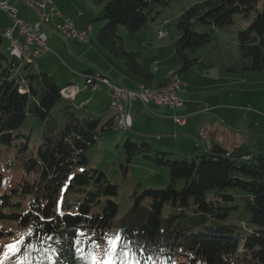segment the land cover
Wrapping results in <instances>:
<instances>
[{
    "label": "trees",
    "instance_id": "1",
    "mask_svg": "<svg viewBox=\"0 0 264 264\" xmlns=\"http://www.w3.org/2000/svg\"><path fill=\"white\" fill-rule=\"evenodd\" d=\"M170 1L108 0L88 23L103 21L98 44L141 80L139 85L152 87L154 71L140 63L139 51L125 46L118 28H147ZM258 5L259 0H201L186 8L173 38L178 77L200 62L191 53L212 41L214 27L224 28L237 15L253 12L250 24L237 33L239 62L226 70L264 71V3ZM35 65L37 58L22 63L0 52V142L11 144L29 114L48 121L36 154L28 153L27 144L20 148L23 167L38 177L0 193V238L14 236L6 247L13 264H95L99 248L107 252L110 264H264V147L196 142L178 159L171 157L172 149L129 136L123 143L122 170L127 173L132 157L142 154L158 166L166 165L170 181L165 187L134 192L133 205L118 220V185L103 169L84 166L88 148L99 137L101 118L76 110L74 99L62 96L68 84ZM26 66L34 71L24 73ZM83 73L92 79L103 75L91 69ZM62 99L67 104L58 128L49 119ZM114 122L115 114L102 130Z\"/></svg>",
    "mask_w": 264,
    "mask_h": 264
},
{
    "label": "rangeland",
    "instance_id": "2",
    "mask_svg": "<svg viewBox=\"0 0 264 264\" xmlns=\"http://www.w3.org/2000/svg\"><path fill=\"white\" fill-rule=\"evenodd\" d=\"M87 1L91 5H93V11L87 8V12L89 14V19L87 22H89L90 19L95 16L96 12H98L108 0H103V2L101 3H95L92 0ZM199 1L201 0H171L169 4L162 7L161 13L154 21L150 23L147 28H144L137 32H129L124 25H120L118 28V32L123 35L125 46L128 49H134L140 52V63L143 66L149 68V66L152 65V62H155V65H157L159 68L161 67V70H164L167 67L165 79H168L169 77H176L178 75L176 71L179 65V57L173 47V38L177 34V19L186 8ZM263 3L264 0H259L258 6L261 7ZM11 4L15 7H19V15L21 17H25V7L27 6L23 0H11ZM254 15L255 12H253L252 15L249 16L237 15L233 24L224 28H213L214 31L212 33V41L206 45L198 47L195 52L191 53V55L194 57H200V63L182 74L181 78L177 76L182 84L181 90L178 92L181 97L183 91H186V89L183 87L189 84L190 89L188 91L193 92L195 96H198L202 99H214L215 101L218 98H223L226 101H230L233 98L234 102L236 103L239 102V100L242 103L245 100L249 101L251 99H255L259 106L260 101L258 99H261L262 94L264 93V71H247L244 73H235L226 70L228 67H231L239 62L240 50L237 41V33L240 29L245 28L250 24ZM7 24H11V20L6 12L0 10L1 30L4 29ZM102 24L103 21L99 20H93L90 25L87 24L91 26V38L87 43L90 44L91 40H95L96 45L100 50L104 51L107 58L110 57V59H115L114 56H112L105 48L101 47L97 42V33ZM197 24L200 25L199 23H196V25ZM204 26V30L209 29V26ZM160 32H167V36L163 37L160 35L158 37ZM146 34L150 36V41H152L153 44H157L156 47H152L151 42L144 41L145 39H148V37H143V35ZM7 39H5L3 42H0V52L6 53L11 58V55L9 54L7 48V44L9 45L7 41L10 40ZM63 41L67 43L64 38ZM80 43L86 45V43ZM161 43L168 45L171 51H169V53H166V50H163V48L159 49ZM56 53L59 54L58 52ZM172 53L175 55V58ZM161 56L162 61H157L160 60L159 58ZM18 59L24 61V55H22L21 57L19 56ZM87 59L92 62V64L88 66L94 69L96 73L99 72L98 66H104L106 62L109 63L108 59H102L101 56H98L94 49H92L88 54ZM175 59H177V61H175L174 63ZM60 62L61 64L63 63L62 60H60ZM168 62L173 63V65H167ZM64 65L73 70L70 65H66L65 63ZM22 71L24 73H28L34 71V68L33 66H26ZM153 71L154 73H157L156 69H153ZM83 75H80V77L84 81ZM112 79L119 84H122L119 79ZM77 81L79 85L80 81L78 77ZM166 83L167 82L164 81L163 83L157 85L151 84L152 87H149L151 90H156ZM89 86L90 85L85 82L84 87L81 88V97L76 103L77 109V106L80 105L81 102H83V99H85L87 95V92L84 90L88 89L89 92L93 91L92 88H88ZM67 88L68 89H65L64 87L62 89V93H66V97H72L74 94H76V91H74V89H69V87ZM126 88L137 91L136 88ZM94 90L96 91L97 89ZM189 92L187 94L191 95ZM137 99L138 101L143 103L141 99ZM153 103L156 104V102ZM65 104H67V101H65L64 99L60 100L51 111L49 121L50 123H56L58 125V128L62 127L64 123V116L61 109ZM182 104L180 106H182ZM261 106L263 107V103H261ZM79 108H83V104H81ZM89 108L93 110L94 116L101 118V123L98 127L99 137L97 138L96 142L88 148L87 152L89 156V162L84 166H87L89 168L95 167L103 169L106 172L108 178L113 183H116L118 185V196L114 197V199L119 203V213L117 216V219L119 220L133 205L134 197L132 196V194L134 192H142L146 188L151 187L161 188L167 186L170 181L169 170L166 165L158 166L154 164L150 159L144 157L142 154H136L132 157L128 172L125 173L122 170L121 166V164L125 161L126 156L123 148L124 140L127 137L131 136L133 139L138 138V142H142L144 135L138 134V132L136 130H133L132 128H119L120 126L117 125L119 123V119H117V124L114 122L111 129L103 131V124H105V122L112 115H114L115 110L112 109L110 105L108 106V104H103L99 106L97 110H94L92 108V104L89 103ZM78 110L80 111V113L84 112V110ZM139 118L141 119V117ZM175 120L179 123V121H177V118ZM185 123L186 122L182 124ZM47 125L48 121H40L33 114H29L22 126L15 132L11 144L0 142V193L10 191V187L14 186L15 184L16 186H19V183L22 180L33 182L38 177L37 172L32 171L27 173L26 169L23 167L21 161V154L23 152L20 151V148L22 147L23 143L27 144L29 146L28 153L36 154L37 147L42 139L43 130ZM174 132L171 131L170 133H168V135H173ZM182 132L184 131L179 130L178 132H176L174 134L175 138L179 137ZM174 136H172L173 140H171L168 144H161V146L163 148L172 149L175 151V153L171 154L172 158L180 159L186 157V153H190L192 150L185 151L176 148L174 143ZM151 143L157 146L154 141H151ZM188 157H190V155ZM182 184L183 181L180 182L179 186H181ZM5 226L9 227L8 225ZM11 237L12 239H7V237L0 238V264L11 263L10 252L6 250V247H9V244H11L14 240V236ZM96 253L98 257L97 264L100 263L103 259L108 258L107 252L103 250V248L97 249Z\"/></svg>",
    "mask_w": 264,
    "mask_h": 264
},
{
    "label": "crops",
    "instance_id": "3",
    "mask_svg": "<svg viewBox=\"0 0 264 264\" xmlns=\"http://www.w3.org/2000/svg\"><path fill=\"white\" fill-rule=\"evenodd\" d=\"M8 1L11 3V0ZM53 2L54 6L65 16L70 17L77 27L84 29L90 22H87L89 19L87 8L93 11V5L87 0H53ZM17 8L18 13H20V8ZM25 8L26 15L23 18L35 20V13L30 11L27 7ZM61 22L62 18L54 17L47 25V44L50 50L44 52L40 57H37V65L34 66L35 69H46L53 74L58 82L61 81L59 82L60 84L78 85V77L80 81L79 85L82 86L84 84V81L80 77L82 72L86 69H91L93 72H96L88 66L92 64V62L87 59L88 54L94 49L98 56H101L102 59L106 58L109 61V63L106 62L104 66H98L99 72L97 73L106 74L111 79L117 78L126 87L132 89L139 86L141 80L137 77L131 76V74L128 73L126 66L120 60L115 57V59H110V57L107 58L104 51L100 50L96 45L95 40H91L90 44L87 43L91 37L87 40L86 45H83L74 39L69 41L66 40L67 43H65L58 31V25ZM10 25L11 24H7L4 27V30L2 29V35L6 30L5 28ZM16 35H18V33H16ZM143 37H148V39H145L144 41H149L151 42L152 47H156L157 44H153L152 41H150L149 35L146 34L143 35ZM161 48L166 50V53L171 51L168 45L164 43H161V46H159V49ZM172 55L175 58L173 53ZM59 59L63 61L62 64ZM159 59L160 60L157 61H162V56ZM175 61H177V59L174 60V63ZM64 63L70 65L73 70L65 66ZM167 65H173V63L168 62ZM154 67H157V73H154V80L150 85H157L165 81L167 67L164 70H161V67L159 68L155 65V62H152L149 69L153 71V69L155 70ZM183 88H185L186 91H183L182 93L183 104L180 107L155 104L153 102L144 105L140 101H136L132 109L134 118L132 129L136 130L140 135L143 134V139L154 141L156 145L160 147H162L161 144H168L173 140L172 136H174L176 132L183 130L184 132H182L179 137L175 138L174 136V143L176 148L185 151L192 150L196 142H201L204 146H210L213 141L229 148L237 145L245 146L248 149L264 147V93L262 94V98L258 99L260 101L258 106L255 99L249 101L245 100L242 103L240 100L237 103L234 102L233 98L230 101H226L223 98H218L215 101L214 99L206 100L195 96L193 92H189V84ZM69 89L73 88L70 87ZM74 91L76 90L74 89ZM84 91L87 92V95L85 99H83V102L80 103V105L83 104V108H79L80 105L77 106L78 109L84 110L82 114H92L94 116L93 110L89 108V103L92 104L94 110H97V108L103 104L110 105V97L105 85H102L99 91L96 90L89 92L88 89H85ZM188 92L191 95L187 94ZM77 93L78 91H76V94ZM76 94V97L72 96L71 98L75 97L72 102L75 105V109L78 110L76 108V103L81 97V92L77 95ZM261 103H263V107L261 106ZM175 116L186 118V123L182 124L176 122L174 119ZM139 117H141V119ZM171 131L176 132H174L173 135H168ZM186 154L188 155L189 153Z\"/></svg>",
    "mask_w": 264,
    "mask_h": 264
},
{
    "label": "built area",
    "instance_id": "4",
    "mask_svg": "<svg viewBox=\"0 0 264 264\" xmlns=\"http://www.w3.org/2000/svg\"><path fill=\"white\" fill-rule=\"evenodd\" d=\"M28 9L35 13L36 19L30 20L18 15V8L13 6L8 0H0V10L6 12L11 18L12 25L6 28L10 46L17 54H24L23 62H32L42 53L49 50L47 39V25L54 17L62 18L58 25V31L66 40H77L86 43L90 35V27L78 28L70 17H66L54 6L53 0H23ZM18 33V35H16ZM159 33L158 37L160 36ZM87 80V81H86ZM85 82L94 89H99L102 84L107 85L111 97V107L122 112L125 118V128L132 124L131 106L134 100L141 99L144 104L149 102H159L166 99L170 105L180 106L182 97L179 95L182 84L177 77H169L167 85L159 87L157 90H147L144 85H140L137 91L130 90L113 83L108 77L96 76L94 79L87 78ZM79 91L77 87H73ZM177 121L184 123L185 119L177 118Z\"/></svg>",
    "mask_w": 264,
    "mask_h": 264
},
{
    "label": "bare ground",
    "instance_id": "5",
    "mask_svg": "<svg viewBox=\"0 0 264 264\" xmlns=\"http://www.w3.org/2000/svg\"><path fill=\"white\" fill-rule=\"evenodd\" d=\"M28 8V7H27ZM4 35V36H3ZM3 38L4 39H7V33H6V30L3 32ZM161 36H165L166 34L165 33H161L160 34ZM9 39V38H8ZM7 39V40H8ZM89 39V38H88ZM8 43H9V45H8V51H10V53H11V55H13V56H15V51L11 48V46H10V41H8ZM22 55H24V54H17V56H18V58H19V56L21 57ZM155 69H157V68H155ZM176 75V74H175ZM174 75V76H175ZM172 76V75H171ZM178 76V75H177ZM176 76V77H177ZM167 82V81H166ZM179 82H181L180 80H179ZM141 85H144V84H141ZM165 85H167V83L165 84ZM165 85H163V86H165ZM145 86V88L147 89V90H151L150 89V87L149 86H147V85H144ZM65 89H68V88H65ZM154 89V88H153ZM157 90V89H156ZM73 92V91H72ZM64 95H66V93H63ZM73 94V93H72ZM75 95V94H74ZM73 95V96H74ZM156 103H158V104H169L168 103V101L166 100V99H161L159 102H156ZM118 121H119V123H118V125L121 127V128H124L125 129V118H124V114L122 113V112H119L118 111Z\"/></svg>",
    "mask_w": 264,
    "mask_h": 264
},
{
    "label": "water",
    "instance_id": "6",
    "mask_svg": "<svg viewBox=\"0 0 264 264\" xmlns=\"http://www.w3.org/2000/svg\"><path fill=\"white\" fill-rule=\"evenodd\" d=\"M251 210H257V208L255 206H250L249 207Z\"/></svg>",
    "mask_w": 264,
    "mask_h": 264
},
{
    "label": "snow or ice",
    "instance_id": "7",
    "mask_svg": "<svg viewBox=\"0 0 264 264\" xmlns=\"http://www.w3.org/2000/svg\"><path fill=\"white\" fill-rule=\"evenodd\" d=\"M116 239H118V238H116ZM10 247H14V246H10Z\"/></svg>",
    "mask_w": 264,
    "mask_h": 264
}]
</instances>
